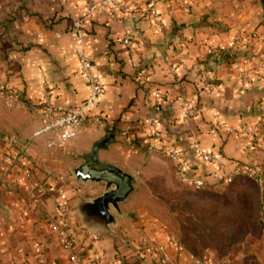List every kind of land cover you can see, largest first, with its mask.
Wrapping results in <instances>:
<instances>
[{"label":"crops","instance_id":"1","mask_svg":"<svg viewBox=\"0 0 264 264\" xmlns=\"http://www.w3.org/2000/svg\"><path fill=\"white\" fill-rule=\"evenodd\" d=\"M180 1L117 0L129 11L120 10L114 18L108 7L86 15L85 0H0V82L13 95L11 106L0 97V138L5 140L9 133L19 139L29 137L39 127L38 106L44 99L60 109L73 110L87 98L89 87L76 56L81 39L103 86L89 113L99 115L104 126H84L60 147V157L90 154L93 145L108 134L106 130L114 129L127 139L135 138L137 150L120 155L116 152L119 144L112 141L98 149L96 161L87 158V163L95 168L115 165L134 177L146 152L176 148L192 161L198 174L214 181L208 175L213 167L191 152V140L197 137L202 149L224 156L227 172L239 165L246 144L231 131L243 123L241 115L253 95L241 92L238 77L226 68L216 73L211 90L202 87L211 71L212 51L227 39L220 29L225 26L214 22L223 19L221 0ZM152 8L155 16L150 13ZM212 8L217 16L208 14ZM73 19L81 21L79 36L72 29ZM126 35L131 36L130 46L123 42ZM171 66L175 74L169 72ZM157 92L168 95L156 99ZM184 100L197 110L196 115L184 117ZM42 143L39 138L28 148L23 157L25 168L37 167L41 157L37 154L45 149ZM5 148L0 141V168L8 170L17 185L13 193H7L10 201L3 203L8 215L0 212V264H70L59 241L61 231L85 260L99 256L114 264H159L138 254L136 237L150 235L165 245L176 264H191L190 254L176 255L163 230L141 227L124 216L121 208L128 198L119 204L121 217L116 216L112 227L120 239L85 229L73 208V202L81 199L75 188L99 183L53 185L55 202L52 189L38 184L30 173L16 172V165H23L16 162L14 166L15 160L10 162L4 155ZM65 199L68 223L61 221L58 211Z\"/></svg>","mask_w":264,"mask_h":264},{"label":"rangeland","instance_id":"2","mask_svg":"<svg viewBox=\"0 0 264 264\" xmlns=\"http://www.w3.org/2000/svg\"><path fill=\"white\" fill-rule=\"evenodd\" d=\"M220 6L223 19L214 22L225 26L220 29L227 39L212 51L211 71L202 87L211 90L216 73L226 68L238 77L241 92L251 91L250 106L241 115L243 123L231 134L246 144V155L238 159L239 165L251 167L255 174L237 175L226 185L198 190L182 183L172 162L159 151L146 152L142 167L133 173V192L121 209L125 217L141 227L157 226L166 235L175 236L183 247L182 253L191 255V264H264V0H221ZM208 14L218 12L212 8ZM169 72L175 74L176 68L171 66ZM106 133L116 134L113 141L119 144L116 152L120 155L129 156L137 150L135 138L127 139L114 129ZM0 141L8 146L5 140ZM37 156H41L36 164L39 179L42 183L49 180L55 202V186L74 183L71 169L91 157L69 153L66 158L60 157V148L40 150ZM11 175L0 168V212L6 215L9 212L3 203L10 201L7 193H13L17 185ZM75 189L79 198H88L103 192L104 183ZM63 202L66 204V199ZM124 239L132 240L129 236ZM136 239L138 242L141 236ZM176 261L168 255L166 264Z\"/></svg>","mask_w":264,"mask_h":264},{"label":"built area","instance_id":"3","mask_svg":"<svg viewBox=\"0 0 264 264\" xmlns=\"http://www.w3.org/2000/svg\"><path fill=\"white\" fill-rule=\"evenodd\" d=\"M154 1L155 0H151V3L153 4ZM85 5L86 15L101 9L102 7H108L110 14L114 18L117 17V12L120 10L125 12L129 11L127 7H122L117 0H101L99 3H96L94 0H85ZM150 13L152 16H155V10L153 8ZM80 27L81 21L73 19L72 29L77 36H79ZM79 42L81 45L76 51V56L79 62L80 72L89 87L87 98L73 110L60 109L55 107L48 99H44L38 106L39 127L29 137L19 139L12 133L4 136L9 149L13 151L14 155L18 158L24 157L28 148L39 138H43L42 145L45 149L52 150L63 147L66 143L74 139L84 126L91 129L104 126L99 115L89 113L90 109L98 102L102 95L103 86L93 70L92 59L84 52L82 40L80 39ZM123 42L130 46L131 36L126 35ZM167 95V92H157L154 94V97L159 99ZM0 97L4 98L8 106L13 104L12 93L8 91L1 82ZM181 104L185 110V118L196 115L197 110L192 108L188 101L184 100ZM190 149L197 159L204 164H209L213 167L208 175L214 180V182H216V185H226L237 175L253 177L255 174L254 170L246 165H235L234 168L227 172L224 156L218 152L202 149L200 140L197 137L192 138ZM159 152L172 162L176 176L182 183L194 189H201L206 185L207 181L205 178L196 172L192 161L185 157L180 150L169 148ZM66 206L67 205L64 203L59 204L58 206L60 218L63 223L68 222L69 211ZM58 235L61 246L65 251L67 260L70 264H114L107 263L104 257L99 256L90 257L85 260L77 255L73 249L72 240H70L64 232L61 231ZM93 237L94 239L99 238L97 235H94ZM167 240L169 244L174 246L176 252H183V247L175 236L168 234ZM137 250L141 257H154L159 264H166V262H168V254L165 245L150 235L141 236V239L137 242Z\"/></svg>","mask_w":264,"mask_h":264},{"label":"water","instance_id":"4","mask_svg":"<svg viewBox=\"0 0 264 264\" xmlns=\"http://www.w3.org/2000/svg\"><path fill=\"white\" fill-rule=\"evenodd\" d=\"M113 139L114 134L108 133L93 145L90 153L93 161H96L98 149L106 147ZM71 170L77 183H104L103 192L99 196L90 200L76 199L73 202V208L80 216L83 227L98 236L111 234L120 239L117 230L112 228L116 224V215L112 210L121 214L119 204L133 192L135 178L115 165L98 169L85 162Z\"/></svg>","mask_w":264,"mask_h":264},{"label":"trees","instance_id":"5","mask_svg":"<svg viewBox=\"0 0 264 264\" xmlns=\"http://www.w3.org/2000/svg\"><path fill=\"white\" fill-rule=\"evenodd\" d=\"M1 145L3 146L2 143H1ZM6 147L8 148V146H6ZM4 155H5L8 159H10V162H11L12 160H15V161L12 163V164H14V166L16 165V162H18V164L23 165L22 167L16 165L17 167H15V170H16L17 173H21V172H27V173H30V174H32V175L34 176V180H35L36 182H38V184H39V183H42L43 180H40V179H39V177H38V170H37L36 167L31 166V167H26V168H25V166H24L25 164H23V163H24V162H23V157L18 158L16 155H14L13 151H11L10 149H6ZM26 170H27V171H26ZM206 181H207V183H206V185L203 187V189H204V188L212 189V188H215V187H216V182H214V181H210V180H206ZM42 185L45 186V187H48V188L51 187V185H50L49 183H45V182H43ZM198 190H200V189H198ZM150 258H151V260L156 261V259H155L154 257H150ZM156 262H157V261H156Z\"/></svg>","mask_w":264,"mask_h":264},{"label":"flooded vegetation","instance_id":"6","mask_svg":"<svg viewBox=\"0 0 264 264\" xmlns=\"http://www.w3.org/2000/svg\"><path fill=\"white\" fill-rule=\"evenodd\" d=\"M90 158H92V157H90ZM92 160V159H91ZM98 169H101V168H98Z\"/></svg>","mask_w":264,"mask_h":264}]
</instances>
